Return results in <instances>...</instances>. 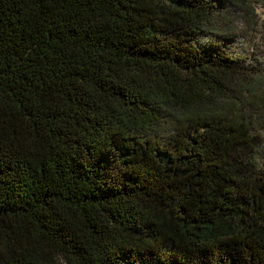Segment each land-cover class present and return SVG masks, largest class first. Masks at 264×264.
Returning <instances> with one entry per match:
<instances>
[{"label": "trees", "instance_id": "trees-1", "mask_svg": "<svg viewBox=\"0 0 264 264\" xmlns=\"http://www.w3.org/2000/svg\"><path fill=\"white\" fill-rule=\"evenodd\" d=\"M0 264H264V0H0Z\"/></svg>", "mask_w": 264, "mask_h": 264}]
</instances>
